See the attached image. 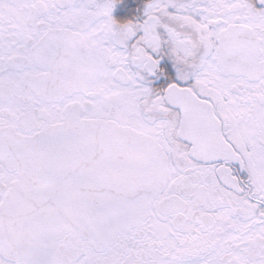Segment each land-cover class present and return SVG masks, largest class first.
I'll return each mask as SVG.
<instances>
[{
    "label": "flooded vegetation",
    "instance_id": "flooded-vegetation-1",
    "mask_svg": "<svg viewBox=\"0 0 264 264\" xmlns=\"http://www.w3.org/2000/svg\"><path fill=\"white\" fill-rule=\"evenodd\" d=\"M259 2L0 0V210L20 176L9 153L75 114L153 137L170 179L112 243L65 234L56 264H264ZM78 43L98 59L84 90Z\"/></svg>",
    "mask_w": 264,
    "mask_h": 264
},
{
    "label": "water",
    "instance_id": "water-1",
    "mask_svg": "<svg viewBox=\"0 0 264 264\" xmlns=\"http://www.w3.org/2000/svg\"><path fill=\"white\" fill-rule=\"evenodd\" d=\"M85 63L83 56L87 83L97 60L92 71ZM71 115L11 155L24 176L0 210V252L7 259L56 264L57 240L66 233L109 244L146 218L168 183V158L153 138Z\"/></svg>",
    "mask_w": 264,
    "mask_h": 264
}]
</instances>
